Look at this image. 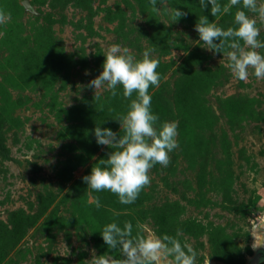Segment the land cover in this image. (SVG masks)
I'll return each mask as SVG.
<instances>
[{
  "label": "rangeland",
  "instance_id": "374dc122",
  "mask_svg": "<svg viewBox=\"0 0 264 264\" xmlns=\"http://www.w3.org/2000/svg\"><path fill=\"white\" fill-rule=\"evenodd\" d=\"M174 8L187 15L175 22ZM0 9L10 13L0 24V264H86L92 250L109 252L102 227L124 221L182 230L197 264L253 256L264 229V80H236L194 30L201 15L227 29L231 15L212 17L199 0H165L159 11L149 0H0ZM111 44L137 59L155 49L151 109L178 124L170 163L151 169L130 205L82 181L112 150L93 130L119 134L129 103L122 88L96 100L85 87Z\"/></svg>",
  "mask_w": 264,
  "mask_h": 264
},
{
  "label": "clouds",
  "instance_id": "9594fccd",
  "mask_svg": "<svg viewBox=\"0 0 264 264\" xmlns=\"http://www.w3.org/2000/svg\"><path fill=\"white\" fill-rule=\"evenodd\" d=\"M165 0H149L154 11H159ZM200 8L210 5L212 17L231 15L232 26L227 29L201 15L194 26L199 36L198 43L215 54H222L227 68L239 81H247L250 75L264 80V40L259 39L264 25V2L262 0H199ZM236 9L233 12V9ZM175 22L187 15L178 8L171 9ZM10 19V13L0 9V24ZM146 50L141 58L126 47L111 44L104 52L102 71L85 86L94 90V98L100 99L101 90H108L112 97L122 88V96L128 100L126 112L115 119L119 122L120 133L109 128L95 127L96 143L110 149L106 159L99 160L82 181L95 192L108 191L117 196L119 203H135L140 192L151 183L150 171L159 164L167 167L170 153L179 147L178 124L175 121L160 122L151 109L152 97L149 88L159 87L161 75L157 71L159 60ZM88 75L89 73H85ZM97 209L102 205L99 197L94 199ZM103 242L109 252L97 255L92 250L86 264H197L201 255L177 229L175 235L157 234L149 225L137 222L135 230L131 221L105 224L101 231ZM264 244L252 245L253 250ZM64 248L69 254L67 246ZM119 253V258L112 255ZM209 264V261H208Z\"/></svg>",
  "mask_w": 264,
  "mask_h": 264
},
{
  "label": "water",
  "instance_id": "95a60500",
  "mask_svg": "<svg viewBox=\"0 0 264 264\" xmlns=\"http://www.w3.org/2000/svg\"><path fill=\"white\" fill-rule=\"evenodd\" d=\"M261 244H264V229L261 230ZM264 263V245L255 250L252 257L248 258L245 264H263ZM213 264H222L215 262Z\"/></svg>",
  "mask_w": 264,
  "mask_h": 264
},
{
  "label": "bare ground",
  "instance_id": "6f19581e",
  "mask_svg": "<svg viewBox=\"0 0 264 264\" xmlns=\"http://www.w3.org/2000/svg\"><path fill=\"white\" fill-rule=\"evenodd\" d=\"M260 244H261V239H260Z\"/></svg>",
  "mask_w": 264,
  "mask_h": 264
},
{
  "label": "flooded vegetation",
  "instance_id": "af4514ba",
  "mask_svg": "<svg viewBox=\"0 0 264 264\" xmlns=\"http://www.w3.org/2000/svg\"><path fill=\"white\" fill-rule=\"evenodd\" d=\"M261 239V238H260ZM258 249V248H257ZM245 264V263H244Z\"/></svg>",
  "mask_w": 264,
  "mask_h": 264
}]
</instances>
